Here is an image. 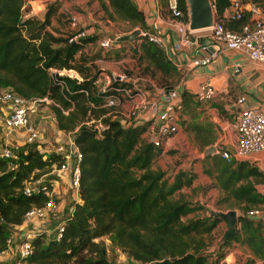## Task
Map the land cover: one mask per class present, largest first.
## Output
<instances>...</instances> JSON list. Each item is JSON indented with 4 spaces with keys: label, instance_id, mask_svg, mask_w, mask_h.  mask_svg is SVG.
Instances as JSON below:
<instances>
[{
    "label": "trees",
    "instance_id": "obj_1",
    "mask_svg": "<svg viewBox=\"0 0 264 264\" xmlns=\"http://www.w3.org/2000/svg\"><path fill=\"white\" fill-rule=\"evenodd\" d=\"M158 1L168 13L167 0ZM176 1L187 20L185 0ZM243 1L264 8V0ZM25 2L0 0V89L10 88L25 99L49 98L52 102L45 103L56 129L72 134L82 154L79 201L69 203L72 213L66 216L62 238L45 241V234H38L32 240L26 264H115L107 257L101 239L104 236L112 246L142 264H220L224 255L213 257L208 253L204 236L223 219L212 213L208 217L191 216L204 206L187 200L180 192L192 185L195 173L180 170L169 180L163 170L153 168L161 146L143 138L150 123L123 125L106 115L110 109L102 107L107 93H100L96 84L97 56L83 51L92 39L69 42L67 31L51 25L58 1L49 5L43 19L25 17ZM229 4L230 0H212L216 16ZM100 6L111 21L120 19L132 28L147 29L145 15L133 0H100ZM247 20L248 15L226 25L238 30ZM133 42L135 66L143 75L155 78L158 86L166 89L179 84L183 73L162 48L140 36ZM64 69L74 71L80 79L55 72ZM112 87L131 88L132 83L117 80ZM181 98L183 113L195 116L200 102L194 99V93L183 90ZM96 123L107 128L104 136L98 134ZM208 126L205 129L198 123H188L186 128L205 147L215 139L212 124ZM209 158L213 165L205 168V173L214 175L215 185L241 210L239 229L218 247L224 249L231 241L239 242L264 260V223L242 214L264 203V195L255 187V183H264V173L248 161H228L212 154L203 160ZM63 161L59 153H41L38 143L21 147L13 161L0 157V252L6 249L8 237L15 226L22 224L25 213L49 200L43 190L24 194L25 183L42 178V185L50 191L51 178L46 176Z\"/></svg>",
    "mask_w": 264,
    "mask_h": 264
},
{
    "label": "built area",
    "instance_id": "obj_2",
    "mask_svg": "<svg viewBox=\"0 0 264 264\" xmlns=\"http://www.w3.org/2000/svg\"><path fill=\"white\" fill-rule=\"evenodd\" d=\"M166 9L168 11L166 23L173 31V40L167 39L171 34L163 35L149 32L139 27L135 29L139 30L138 36L156 44L167 54L194 47L195 57L191 60V63L193 66H205L214 57V53L206 52L210 48L214 49V45H223L227 50L243 53L250 62L264 63V10L256 3L252 1L230 0L229 6L224 9L219 17L216 16L213 7L214 22L212 26L209 29L200 31L188 29V15L186 20L185 14L178 7L176 0H167ZM246 15H248L247 22L243 23L238 30L227 27V21L240 20ZM69 28L73 31L68 36L69 42L74 43L88 36L87 31L79 27V21L75 15H72L70 18ZM199 32L207 33V39L198 42L197 38L200 37L197 36V33ZM123 35L125 34L103 37L99 40L100 46L104 50L111 49L114 45L121 42L119 41V37ZM55 72L58 75L73 77L70 74H64L61 70H55ZM74 78L80 79L79 76H74ZM113 79L115 81H123V76L116 75ZM97 82L98 76L96 84ZM150 83L154 85L152 82ZM99 92L107 93L104 96L102 107L113 109L106 114L107 116H113V111L121 105L124 100L123 98L129 99L131 102L127 111L129 119L138 118L139 114L144 110H148L152 116L154 115L155 122H151L147 129L149 134L147 141L156 147L162 146L164 139L171 137L179 131V122L183 115V104L178 85L169 89L155 87L154 96L140 89L133 90L132 87L115 88L111 86L108 90ZM215 92L216 88L213 84L209 81H203L194 91V99L204 102L211 99L215 95ZM244 101V96L237 99L239 104L244 103ZM45 102L51 103L52 101L47 97L25 99L14 93L10 88L0 89V140L2 142L0 157L13 161L16 159V153L22 146L41 141V131L37 125L39 123L34 122L33 117L38 114L40 104ZM149 120L151 121V119ZM233 128L237 134L234 149L232 152L222 150L220 151V155L228 161L232 159L253 161L264 150L263 111L257 107H242L238 111ZM64 134H67V137H69V141L66 143L68 144V149L62 143L56 148L55 152L59 153L64 161L60 167H54L49 173L54 178L56 177L50 180L51 190L47 191L46 185H42L44 181L42 178L36 181H28L24 185V194L31 195L43 190L49 196V200L43 206L29 209L24 215L22 224L14 227L15 231L6 241V249L0 252V258L7 256L1 261L3 264L9 258L14 259L11 264H26L25 259L32 252V240L38 234L43 233L39 227L40 223L59 211V204L51 197V194L55 193L54 185L58 184L57 178L66 179L65 189L69 192L72 200L79 201L78 188L82 154L73 142L72 134ZM38 148L40 149L39 145ZM71 213L72 205L68 210L67 216L70 217ZM242 214L254 219H263L264 203ZM65 222L66 217L56 222L52 230H45L48 232L49 238L52 237L57 241L60 240L64 233Z\"/></svg>",
    "mask_w": 264,
    "mask_h": 264
},
{
    "label": "rangeland",
    "instance_id": "obj_3",
    "mask_svg": "<svg viewBox=\"0 0 264 264\" xmlns=\"http://www.w3.org/2000/svg\"><path fill=\"white\" fill-rule=\"evenodd\" d=\"M56 1L59 2V6L57 8L56 13L51 18V25L53 23L52 26L58 28L60 31H63L65 33L66 31L69 34L73 32L69 28V25H70V18L74 13H79L81 14V16L82 15L86 16V14L91 15L92 12H94V15L98 14L97 7L89 9L90 5L95 0H85V2L83 3L84 6L81 5L80 8L79 6H76L74 4L75 0H48L44 3L45 12L49 7V5ZM65 2L68 3L67 10L65 9L63 10V8H61V6ZM99 5H100V0H99ZM72 11H74V13ZM100 11L103 12L98 17V19L101 20V24L103 25L102 32L99 33L98 35L90 36L92 40L89 41L85 47L86 49L85 53L87 55H90L91 57L97 56L96 57L97 59L94 60V62L97 66V75H98L97 85L99 91L102 92L103 90H108L115 81L113 77L116 75H122L124 82L132 83L133 90L140 89L142 91H146L147 93H149V95H152L155 92V87H159L158 86L159 83L155 78H150L146 75H143L141 68H139V66H135L136 64H138L137 60H135L133 56V48H134V44L136 43L133 41L136 38L132 41L126 40L124 42H119V44L114 45L111 49L108 50H104L100 46L99 40L103 37L109 36L107 34L109 31L114 33L115 32L130 33L138 26L132 28V26L128 22L120 19L107 22L106 20L109 19L105 18V13L103 9L100 8ZM61 72L68 75L70 74L73 77L75 75L77 76V73L71 72L70 70H61ZM150 82H152L154 85H152ZM111 110L113 109H110L109 111ZM234 114L235 113L232 114L230 113L229 108L227 110L224 109L222 111L221 109L218 110L217 117L219 119L224 118V120L229 121L228 126L221 124L220 126L222 128H220V126H218L216 123L212 124V122L208 119L206 113H200V115L199 113H197L195 115L196 117L193 116L191 118V121L186 116V120L181 121L179 131L176 134L172 135L171 137H168L167 139H164L162 141L161 153L157 156V158L153 162L152 165L153 168L163 170L165 172L166 177H168L169 180H172L173 176L180 170H185L188 172L195 173L196 177L193 180L192 183L193 186L184 187L180 191L187 200L191 202H198L204 206L203 210H200L196 215H191V216L208 217L209 215H211V213L213 214V212H218V211L219 212H226L228 210H235L237 212L241 211L240 205H238L232 198L225 197V193L222 194L220 192L218 187L215 185L214 175L210 176L207 173H205V168L207 167V165L204 164V160H203L204 156L202 155L203 150L211 145L216 148V151L219 150L222 146L231 150L232 147L231 141H233L234 143L235 131L230 124V118L233 117ZM35 116H38L36 122L39 123L37 125L39 127V130L42 132L43 134L42 136L44 138V140L41 143L37 142L38 145L40 146V152L43 153L44 155H49L50 153H54L56 151L57 146L60 143H62L64 147L68 149V144L66 143H68L69 137L58 136L59 134L58 132H56L57 129L53 121L54 119L53 114H51L50 108L46 103L40 104V106L38 107V114H36ZM187 123H198L205 129H208L209 128L208 124L211 123L212 130L215 136L213 143L205 147L202 146L195 138L194 133L190 130H187L186 128ZM43 131L45 132V134L43 133ZM146 134H147L146 132L143 134L144 136L143 138L147 140ZM1 143L2 142L0 140V147H1ZM263 154L264 152L260 153L258 156L261 159H264ZM260 170L264 172L263 165H261ZM48 177L54 178L52 175L50 176L47 175L46 178ZM57 181L58 184L54 185V187L57 188L56 193L51 194V197L52 199L56 200V202L59 204V211L54 215L49 216L46 220L42 221L39 226L41 232L45 234V241H48L50 239L48 232H46L45 230H52L56 222H58L60 219L65 218L68 215L67 211L70 207L68 206L62 211L61 206L63 204L62 203L63 200L64 201L66 200V203L68 204L67 197L63 198L64 194L66 193L65 192L66 179L57 178ZM255 187L256 189H258L260 187V184L255 183ZM226 228H227V223L225 220H222L217 224V226L213 229L210 235L204 236L206 243L209 244L207 249L209 251L208 253H211L213 257L219 255L222 257L223 255H225V253H223L224 250L227 247L230 248L231 244L235 242V241H231V243L226 245V247L224 246V249L223 247L222 248L218 247V244L221 241V236ZM236 229H238L237 225H236ZM14 231L15 229H13L11 234ZM101 239L106 245L107 257L113 263L142 264L141 262L136 261L131 257H129L127 253L124 252L123 250L112 246L107 237L104 236ZM96 241H99V239H96ZM5 257L7 256L1 257L0 261H3ZM212 259L209 260L213 261ZM227 260L231 261L232 257L231 256L228 257ZM13 261L14 259L9 258L5 260V264H11ZM250 263L251 262L247 260V262H245L244 264H250Z\"/></svg>",
    "mask_w": 264,
    "mask_h": 264
},
{
    "label": "crops",
    "instance_id": "obj_4",
    "mask_svg": "<svg viewBox=\"0 0 264 264\" xmlns=\"http://www.w3.org/2000/svg\"><path fill=\"white\" fill-rule=\"evenodd\" d=\"M46 1L48 0H26L24 5L25 17L36 16L39 19H43L45 14L44 3ZM133 1L135 5L141 11H143L145 15V21L147 26L146 30H148L149 32H156L163 35L171 34L170 37L167 39L173 40L174 38L173 31L168 27L166 23L167 13L165 12V8H161L159 6L158 0H133ZM84 2L85 0H75L74 4L76 6H79L80 8L81 5L84 6L83 4ZM64 4L61 6V8H63V10L64 9L67 10L68 3L65 2ZM95 7H97L98 10V14L96 15H94V12H92L91 15L86 14V16L85 15L81 16V14L74 13V11H72L74 13L73 15H75L78 18L79 27L87 31V35H88L87 37L98 35L99 33L102 32L103 29L101 20L98 19L100 14L103 13L102 11H100L101 7L99 5V0H95L90 5L89 9ZM105 18L107 19L106 15ZM106 21L110 22L111 20H106ZM126 33L127 32L114 33L109 31L107 34L109 36H117ZM206 34L207 33L205 32H199L197 33V36L200 38L202 37L201 40L203 41L207 39ZM214 46H215L213 47L214 49L210 48L209 51L206 52V53H214V57L212 58V61L205 66H193V64L191 63V60L195 57L194 47L190 49L179 50L176 52H169L167 54L168 57L171 59V61L176 65V67L181 69L183 73V79L178 84L180 92L183 90H187L190 93H194L198 85L203 81H209L216 88L215 95L211 99L204 102H200L199 106L195 108L194 110L195 115L197 113H199V115L200 113H206L208 119L212 122V124L216 123L218 126H220L221 124L228 126L229 121L224 120V118L219 119L217 117V112L220 109L222 111L224 109L227 110L229 108L231 114L235 113L233 117L230 118V124L233 127L238 111L242 107H247V106L257 107L264 113V63L250 62L246 59L243 53L234 50H227L224 48L223 45H214ZM85 47L83 49L84 52H86ZM151 96H154V93ZM241 96L245 97V101L244 103L239 104L237 102V99ZM130 104L131 102L129 99H124L121 105L113 111L112 119L120 120V122L123 125H129L131 123L141 124L144 122H149L151 124V122L153 123L155 122L154 115L152 116L148 110H144L143 112H141L139 114V117L136 119H129L127 117V111L130 107ZM186 116L191 121L192 117L189 116L187 113L186 114L183 113L181 120L179 122V128L181 125V121L186 120ZM37 119L38 116L33 117L34 122H36ZM149 119H151V121ZM220 128L222 127L220 126ZM56 132H58L59 134L58 136H67V134H64L59 130H57ZM43 133L45 134L44 131ZM146 133H147L146 137H148L149 134L147 131ZM42 135L43 134L41 132V136ZM236 138H237V134L235 132L234 143L233 141H231V146H232L231 150L222 146L215 153H212V155L213 156H217L216 154L220 155V151L222 150L232 152L236 143ZM43 140L44 138L42 136L40 142H42ZM262 152H264V150ZM258 155L254 158L253 161L249 163L261 169V165L264 166L263 163L264 159H261ZM232 160H236V159H232ZM204 164H206L207 167H210L213 165V161L211 158H209L208 160L204 161ZM56 189L57 188H55L54 190L55 193H56ZM218 189L222 194H224L222 189H220L219 187ZM257 191L264 195V183L260 184V187L257 189ZM65 192L66 193L64 194L63 198L67 197L68 204L66 203V200L65 201L63 200L62 202L63 204L61 206L62 211L68 206L71 207L69 203L72 201L69 192H67V190ZM237 214H239V212H237ZM262 221L264 223V218L262 219ZM237 228L239 229V224L237 225ZM224 253L225 255L221 259L220 264L223 263L244 264L245 262H247V260L251 262L250 264H264L263 259L255 257L247 246L242 245L239 242H233L230 248L227 247L225 249ZM230 256L232 257L231 261L227 260V258Z\"/></svg>",
    "mask_w": 264,
    "mask_h": 264
},
{
    "label": "water",
    "instance_id": "obj_5",
    "mask_svg": "<svg viewBox=\"0 0 264 264\" xmlns=\"http://www.w3.org/2000/svg\"><path fill=\"white\" fill-rule=\"evenodd\" d=\"M187 15H188V29L191 31H200L209 29L214 22V11L211 0H185ZM139 33L138 29L133 30L131 33L125 34L119 37V41L134 40ZM198 42H201L200 38H197ZM100 136H104L107 132V128L103 127L100 123L94 125ZM216 152L214 146H208L203 150V156ZM215 217H219L226 221L227 228L224 230L221 241L225 242L229 238H232L236 233V225L238 224V214L235 210H228L226 212H213ZM150 264H155L151 262Z\"/></svg>",
    "mask_w": 264,
    "mask_h": 264
},
{
    "label": "bare ground",
    "instance_id": "obj_6",
    "mask_svg": "<svg viewBox=\"0 0 264 264\" xmlns=\"http://www.w3.org/2000/svg\"><path fill=\"white\" fill-rule=\"evenodd\" d=\"M76 76V75H75Z\"/></svg>",
    "mask_w": 264,
    "mask_h": 264
}]
</instances>
